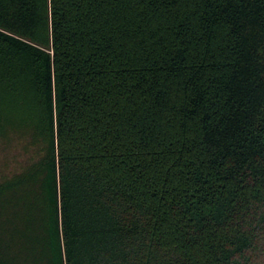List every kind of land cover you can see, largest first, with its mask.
I'll return each instance as SVG.
<instances>
[{"label":"trees","instance_id":"16d2710c","mask_svg":"<svg viewBox=\"0 0 264 264\" xmlns=\"http://www.w3.org/2000/svg\"><path fill=\"white\" fill-rule=\"evenodd\" d=\"M0 264H264V0H0Z\"/></svg>","mask_w":264,"mask_h":264},{"label":"rangeland","instance_id":"374dc122","mask_svg":"<svg viewBox=\"0 0 264 264\" xmlns=\"http://www.w3.org/2000/svg\"><path fill=\"white\" fill-rule=\"evenodd\" d=\"M29 158V152L21 147L18 140L6 144L0 140V175L18 170Z\"/></svg>","mask_w":264,"mask_h":264}]
</instances>
